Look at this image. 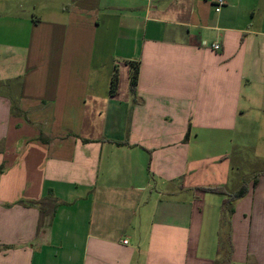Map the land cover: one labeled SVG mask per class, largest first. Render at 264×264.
Instances as JSON below:
<instances>
[{
  "label": "crops",
  "instance_id": "crops-1",
  "mask_svg": "<svg viewBox=\"0 0 264 264\" xmlns=\"http://www.w3.org/2000/svg\"><path fill=\"white\" fill-rule=\"evenodd\" d=\"M215 1L0 0V264H217L242 183L264 264V0Z\"/></svg>",
  "mask_w": 264,
  "mask_h": 264
},
{
  "label": "trees",
  "instance_id": "trees-1",
  "mask_svg": "<svg viewBox=\"0 0 264 264\" xmlns=\"http://www.w3.org/2000/svg\"><path fill=\"white\" fill-rule=\"evenodd\" d=\"M130 91L133 93L135 91V86L137 83L138 65L137 63H130ZM118 85V70L117 66H114L111 79L109 92L111 95L115 94ZM117 144H127V142H118ZM204 190L212 192L223 193V189L220 188H205ZM247 191L246 183H242L241 187L235 192L229 194L225 199H223L221 204V218H220V230H219V245L217 253L221 255L217 264H231L232 255V244L229 232V213L232 212V208L229 205L237 198L243 196Z\"/></svg>",
  "mask_w": 264,
  "mask_h": 264
},
{
  "label": "rangeland",
  "instance_id": "rangeland-1",
  "mask_svg": "<svg viewBox=\"0 0 264 264\" xmlns=\"http://www.w3.org/2000/svg\"><path fill=\"white\" fill-rule=\"evenodd\" d=\"M65 4V3H64ZM60 4H59V8H60ZM58 8H56V10H57ZM60 10V9H59ZM0 88H2L1 86H0ZM261 165V164H260ZM257 166H259V165H257ZM260 167H262L263 169H264V164H262ZM78 197H79V195H77V194H71V195H69L68 196V198L66 199L68 202H75V201H77L78 200ZM70 214H71V217H72V219H82V216H81V214H79V211H78V207L77 208H75V209H71L70 211ZM79 214V215H78Z\"/></svg>",
  "mask_w": 264,
  "mask_h": 264
},
{
  "label": "built area",
  "instance_id": "built-area-1",
  "mask_svg": "<svg viewBox=\"0 0 264 264\" xmlns=\"http://www.w3.org/2000/svg\"><path fill=\"white\" fill-rule=\"evenodd\" d=\"M223 4H224V0H216V1H215V10H216V11H219V10H220V7H221ZM212 48H213L214 50H219L220 45H219L218 43H213V44H212ZM124 242L126 243L127 241L124 240Z\"/></svg>",
  "mask_w": 264,
  "mask_h": 264
}]
</instances>
